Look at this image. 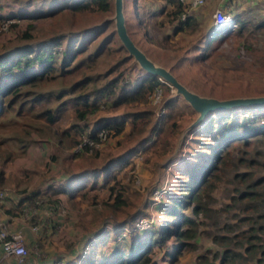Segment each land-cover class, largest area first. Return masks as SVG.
Masks as SVG:
<instances>
[{
	"label": "rangeland",
	"instance_id": "374dc122",
	"mask_svg": "<svg viewBox=\"0 0 264 264\" xmlns=\"http://www.w3.org/2000/svg\"><path fill=\"white\" fill-rule=\"evenodd\" d=\"M53 1L57 4L72 0ZM53 1L0 0V16L3 17L0 21V55L16 48L21 43L17 35L22 33L29 24L31 25L28 28L29 42L32 45H38L59 38L63 47L61 46V51L56 54L60 56L63 51L67 53L71 51L70 39H77L78 33L86 28L105 24L107 26L104 32L97 37L91 39V36H87L84 50L67 62L66 67H90L82 72L99 80L100 77L97 75H101L106 67H110L109 65L117 56H125L128 59L126 65L130 67V78L137 77L141 70L138 69V64L133 62V58L127 56L128 52L121 45L117 35H114L115 38L113 37L111 44L115 45L117 39L119 46L123 49L118 48L121 50L114 51L113 55L101 52L92 58L88 57L94 53L106 33L116 34L112 20L103 22L113 15L114 0H112L111 12L105 14L83 13L73 18L64 11L57 12L50 17H47L49 15L47 14L37 19L32 18V20H28L29 17L27 20L13 17L15 11L32 14L47 11L55 5ZM125 1L128 29L134 42L151 58L171 69L176 77L191 89L203 95L218 98L264 95V26L263 24L258 25L264 21V0L247 1L245 6L237 11L240 15L238 24L244 23L242 31L238 32V26L226 35L214 38L206 47H204V42L208 36V29L212 25L215 11L210 10L208 4L190 7L187 3H182V12L191 15L194 20L185 29L177 30L176 21L169 22L165 19L166 14L163 9L166 11L167 7L162 1ZM132 2H135L136 8L132 6ZM13 23L16 27L12 26ZM218 35L220 33L215 34V36ZM82 40L83 38H79L80 42ZM79 47L82 48V45L79 44ZM55 67L54 78L44 84L40 90L45 93L51 92V95L63 91L65 95L60 99L63 100L68 95L66 94L68 83L62 77V66L56 64ZM80 70L73 74L71 81L81 76ZM173 94V88L169 86V91H161L157 100L149 98L148 105L153 108L156 119L165 111L163 105L166 100L176 99L181 107V114L177 116L178 129L176 128V131L169 137V146L166 151L150 148L138 151L131 156L125 166L115 171L119 184L124 188L128 204L125 208L113 213L101 203L105 199L104 190H89L86 195L82 198L78 197L75 201L66 199L64 194H57L58 196L53 193V195L47 194L50 192L48 191L49 185L56 183L63 174L61 164H65V169L77 171L82 166L100 165L101 158L90 160V162L82 158L75 160L68 156L79 150V144L62 147L52 142L47 143L43 139L28 143L29 145L25 146L26 150L21 153L16 141L11 138V134L21 133L26 128L28 129L31 122L26 120L28 118L21 121L14 115V112L5 111L0 114L2 153L5 154L4 151L16 153L14 158H8L5 162H2L0 158V190L7 192V198L0 201V220L6 231L20 230L26 248V257L22 263L13 257L1 258V263L51 264L59 257H63L68 263L81 249L88 230L96 228L103 222L123 220L126 215H132L136 210L143 212L145 208L146 214L140 216L153 218L155 228L160 229L162 227L160 222H163L164 218L163 213L158 210L159 200L165 194L169 196L174 185H177L176 176L180 173L178 167L185 165V159L192 162L198 149L201 153L210 152L211 145L220 139L217 132L198 136L196 134L200 132L192 133V130L182 138V133L197 114L181 97L171 98ZM57 101L53 100L52 107L56 106ZM256 107L258 106L233 107L215 112L235 115L234 118L237 117L239 120L257 116L259 122L264 124V107L261 109ZM128 109L131 107L120 106L112 111L101 108L97 114L89 115L83 121L88 127L85 130L94 128L100 115H119ZM68 114H70V108L65 109L64 121L60 123V127L69 124L70 115L67 118ZM221 114L215 116L217 128L220 126L218 119L222 117ZM17 121L20 122L17 123ZM33 137L37 136L34 134ZM117 139L119 138L111 140L112 145ZM178 144L179 148H177ZM94 147H99V145ZM123 148L125 147L118 146L117 149L113 148L111 151L114 153ZM55 153H60V163L47 164L51 155ZM221 154L217 167L211 174L210 182L196 191V200L200 202L201 208L196 213L192 206L183 210L184 214L190 216L195 224L177 223L176 226L175 218L172 219L173 231L188 227L194 233L193 236L184 238L191 246H184L172 264H217L224 250V245L219 244V236L222 235H228L233 239L230 243L233 263L229 264H264V253L261 255L257 248L253 249V253L244 250L245 243H248L244 240L247 236L244 232L248 230V227H253L255 229L253 232L258 236V239L251 241L258 242L257 245L264 248V132L253 134L245 141H232ZM208 163H210L208 159L203 161L204 165H201V168L205 169ZM99 179L101 181V177ZM253 182L256 184L247 187ZM34 189H40L47 195L40 197V202H24L16 207L15 201L18 196ZM242 189L252 190L255 197L240 198L239 193ZM82 192L84 191L79 190L78 195H82ZM92 198L97 201L96 205L90 204ZM25 205L30 209L23 210ZM26 210H28L27 215L24 213ZM32 226H36V230L31 229ZM134 230L138 231L136 228L128 229L125 226L121 229L116 243L120 241L124 245L121 237L129 241L134 240L137 236ZM27 233H30V236ZM112 236V233L108 234L109 241L106 248L114 245L115 241ZM176 241L174 235L168 236L166 243L157 248L153 256L161 260V253L164 249L169 246L173 247ZM236 241H241L242 246L232 244ZM259 254L263 257L261 263L255 260L256 256H260Z\"/></svg>",
	"mask_w": 264,
	"mask_h": 264
},
{
	"label": "trees",
	"instance_id": "16d2710c",
	"mask_svg": "<svg viewBox=\"0 0 264 264\" xmlns=\"http://www.w3.org/2000/svg\"><path fill=\"white\" fill-rule=\"evenodd\" d=\"M162 2L167 7L166 11L163 9L166 14L165 19L169 22L176 21L177 30L185 29L194 20L191 15H186L184 19L181 18L180 14L183 11V4L180 0H162ZM132 6L136 8L135 2H132ZM111 10L112 0H72L57 3L47 11L44 10L34 14L25 11H15L13 17L21 20H27V17H29L30 19L28 20H32V18L37 19L39 16L49 14L47 17H50L57 12L62 13L65 11L68 16L74 18L77 14H105L111 12ZM2 18L0 16V21ZM243 24V22L239 23L238 32L242 31ZM262 24L264 26V21L258 25ZM12 26L16 27L15 23ZM30 26V24L27 25L24 31L17 35L21 43L16 48L0 55V114L5 111L14 112V115L20 118L21 121L28 118L26 120L31 122L28 125V129L26 128L21 133L13 132L11 138L16 141L21 153L26 150L27 147L25 148V146H28V143L43 139L47 143L52 142L54 145L62 147L63 145L66 147L81 145L79 150L72 152L68 156L75 160L82 158L90 162V160L101 158L100 165L82 166L77 171L65 169V164H61L63 174L56 183L49 185L48 191L50 192L47 194H64L66 199L75 201L78 197L82 198L86 195L89 190H104L105 199L101 202L102 205L112 213L118 212L127 206L128 200L125 197L124 188L117 180L115 171L125 166L131 156L138 151H143L147 148L167 150L169 146L168 139L179 126L177 116L181 114L180 104L176 99L166 100L163 105L165 111L155 119V112L148 105L150 95L157 88L167 92L169 91V86L157 76L142 71L138 72L136 78L131 79L129 76L130 67L126 65L128 59L125 56H117L109 65L110 67H106L101 75H97V77H100L99 80L82 72L90 67H66L65 64L67 62L72 58L74 59L79 52L84 50L83 47L87 36H91V39L97 37L104 32V28L107 25L86 28L83 32L78 33L77 39H70L69 48L71 51L69 53L63 51L61 56L56 54L63 47V43L58 40L59 38H56L57 41L51 40L32 45L29 42L30 34L28 33ZM216 32L214 28V31L210 33L206 41L207 45H210L212 40L217 38L214 34ZM114 35L116 36L112 32L106 33L94 53L88 55V57L92 58L101 52L113 55L114 51L123 49L119 46L117 39L115 45L111 44L115 38ZM79 38H83L84 41L80 42ZM79 44L82 45V48L79 47ZM56 64L62 66V77L68 83L66 92L68 95L63 100H60L65 95L63 91L51 95V92L45 93L40 90L44 84L54 78L53 71L56 68ZM79 68L84 69L80 70ZM79 70L81 76L71 81L73 74ZM53 100H58L55 107H52ZM120 106H128L131 109L119 115H100L94 124V128L85 130L88 127L83 121L89 115L97 114V112L101 111V108L112 111ZM263 107L264 105H259L256 108L261 109ZM68 108H70V114H68L67 118L70 115V122L67 126L60 127V123L64 121L65 109ZM220 114L221 112L211 113L203 123L192 129V133L200 132V134H196L198 136H206L211 132H217L220 135V139L215 141L214 145H211L210 152L201 153L198 149L192 162H188L185 159V165L178 167L180 173L176 176L178 179L177 185H174V189L169 196L165 194L159 200L158 210L163 213L164 218L163 222H160L162 224L160 229L155 228V222H153L147 229L134 230L135 235H137L136 238L129 241L121 237L124 242L123 245L120 241L116 243L121 229L125 226L128 229H135V219L141 214H146V208L143 212L136 210L132 215H126L123 220L117 219L111 222H103L96 228L87 231L82 243V250L67 264H172L184 246H191L184 238H189L194 233L188 227L173 231L172 219L175 218L176 226L177 223L194 225L193 219L185 215L183 210L192 206L193 211L196 213L201 208L200 202L196 200V191L210 182L211 174L217 167V161H219L222 151H225L232 141H245L253 134L264 132V124L259 122L257 116L253 118L245 117L239 120L237 117L234 118L235 115L221 114L222 117L218 119L220 126L217 128L215 116ZM224 117L226 119H223ZM99 132L104 134L103 140L98 137ZM225 132L228 133L225 134ZM34 134L37 136L36 138L33 137ZM114 138L119 139L112 145L111 140ZM2 140L1 135L0 158L2 162H5L8 158H14L16 153L4 151L5 154H3ZM96 144L99 147H94ZM118 146L125 148L113 153L111 150L113 148L117 149ZM207 159L210 163L205 169L201 168V165H204L203 161ZM46 163L59 164L60 153L51 155ZM254 184L256 182L247 185V187H251ZM79 190L84 191L82 195H78ZM252 192V190L242 189L239 197H255ZM44 193L40 189L31 190L29 193H21L15 201L16 207H19L24 202H40V197L47 195ZM96 202L93 199L90 204L96 205ZM254 230L253 227H248V230L246 229L244 232L247 234L244 240L248 242L245 243L244 241V250L245 252L253 253V249L257 248L262 255L264 248L257 245L259 244L258 242L251 241L252 239H258L257 234L253 232ZM109 233H112L115 241L112 248H106V244L109 241V238L107 239ZM171 235L176 237V245L165 248L161 253V260H158L153 256L154 251L160 248L163 243H166L167 237ZM219 239V244L224 245L219 264L233 263V258L230 254L232 250L230 243L233 239L228 235L219 236ZM232 244L242 246L241 241H236ZM261 255L255 257L258 263L263 260ZM243 258L246 259L244 256Z\"/></svg>",
	"mask_w": 264,
	"mask_h": 264
},
{
	"label": "water",
	"instance_id": "95a60500",
	"mask_svg": "<svg viewBox=\"0 0 264 264\" xmlns=\"http://www.w3.org/2000/svg\"><path fill=\"white\" fill-rule=\"evenodd\" d=\"M111 20L114 22V31L121 45L124 46L128 52L127 56L133 58V62L138 64V69L147 74L157 76L161 81L171 86L174 91L171 98L181 97L196 112V118L182 133V138L186 133L206 120L212 112L233 107L264 105V95L218 98L215 96L203 95L180 81L171 69L151 58L134 42L128 29L127 6L125 0H114L113 15L103 22ZM177 148H179V144Z\"/></svg>",
	"mask_w": 264,
	"mask_h": 264
},
{
	"label": "built area",
	"instance_id": "2783aa9c",
	"mask_svg": "<svg viewBox=\"0 0 264 264\" xmlns=\"http://www.w3.org/2000/svg\"><path fill=\"white\" fill-rule=\"evenodd\" d=\"M184 4H188L190 7H197L205 3V0H180ZM186 17V12L181 13V18L184 19ZM214 17V28L217 33L226 34L236 27H238V22L235 17L223 12L220 9H215L213 13ZM161 92L160 88H157L151 95L150 98L157 100L159 97V93ZM98 137L100 140L104 139V134L102 132L98 133ZM85 141V139H84ZM91 143V142H90ZM81 145H79L80 147ZM95 146H98L96 144ZM7 198V192L4 190H0V201ZM25 205L23 210L28 209ZM30 209V208H29ZM28 210L24 213L27 215ZM31 212V210H29ZM154 222L153 218H149L148 216H140L134 222V227L138 230H144L151 226ZM36 226H32L31 229L36 230ZM0 250H1V258L4 257H13L17 259L19 263H22L26 257V248L23 242V236L21 235L20 230L8 232L3 226L2 221L0 220ZM51 264H67V261L63 257H59L54 259Z\"/></svg>",
	"mask_w": 264,
	"mask_h": 264
},
{
	"label": "crops",
	"instance_id": "0c3cea01",
	"mask_svg": "<svg viewBox=\"0 0 264 264\" xmlns=\"http://www.w3.org/2000/svg\"><path fill=\"white\" fill-rule=\"evenodd\" d=\"M157 2H161L162 0H156ZM249 2V1H251V0H205V4H208L209 6H210V10H215V9H220V10H222L223 12H225V13H227V14H229V15H232V16H234L235 17V19H236V21L238 22V19H239V13L237 12L239 9H241V8H243L244 6H245V3L246 2ZM205 7V6H204ZM205 9H206V7H205ZM193 19H194V17H193ZM212 25L210 26V28L208 29V36L206 37V40H205V42H204V47H206V46H208L207 44H206V41H207V39H208V37L210 36V33L211 32H213L214 31V17H213V19H212V23H211ZM239 25V24H238ZM217 33V32H216ZM216 33H214V34H216ZM220 36H224V35H218L217 37H220ZM163 65V64H162ZM143 72V71H142ZM9 198H12V197H9ZM9 213V212H8ZM27 235H29L30 236V233H27ZM112 246L113 245H110V247L112 248ZM109 247V248H110ZM82 248H83V244L81 245V249L80 250H82ZM79 250V251H80ZM78 251V252H79ZM77 252V253H78ZM77 253H76V255L75 256H77ZM220 258H221V256H219V261H218V263L217 264H219L220 263ZM1 250H0V264H2L1 263ZM4 261V260H3ZM2 261V262H3ZM257 262V261H256ZM7 262H5L4 264H6ZM258 263V262H257Z\"/></svg>",
	"mask_w": 264,
	"mask_h": 264
}]
</instances>
